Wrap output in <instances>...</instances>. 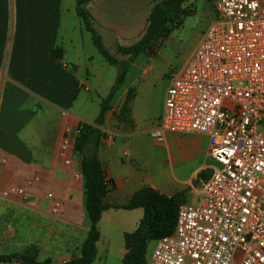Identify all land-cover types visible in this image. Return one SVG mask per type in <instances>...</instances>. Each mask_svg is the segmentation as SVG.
<instances>
[{
    "label": "crops",
    "instance_id": "crops-1",
    "mask_svg": "<svg viewBox=\"0 0 264 264\" xmlns=\"http://www.w3.org/2000/svg\"><path fill=\"white\" fill-rule=\"evenodd\" d=\"M153 5V0H92L85 9L103 46L115 57L118 48L141 39ZM212 13L209 23L214 19L213 6ZM84 32L74 0H0V193L11 185L25 190L19 197L0 196L2 256L33 254L35 262L48 260L50 264H64L80 257V247L89 230L82 202L80 160L68 151L70 161L65 165L57 155L61 141H72L80 123L101 132L96 156L111 182L103 200L110 207L128 203L144 187L166 197L180 194L181 203L197 204L205 180L202 175L207 179L214 165L204 136L150 137L149 131L163 111L168 80L161 99L156 104H144L142 116L135 113L141 79L152 71L156 54L134 58L114 96L112 106L118 110L127 91L133 90L126 120H106L100 128L94 123L97 116L91 119L84 115V99L76 103L81 90L87 91L78 74L82 66L79 45L87 40ZM55 47L63 52L61 63L50 57L49 50ZM92 57L84 54L83 59ZM136 63L138 71L131 74ZM115 80L116 77L108 81L105 96ZM167 159L170 170L165 169ZM184 163L192 166L184 169ZM34 177L39 182L28 183ZM49 190L55 194L60 190L66 198L58 214L51 212L56 196L51 193L52 199L45 197L44 192ZM142 217L141 208L103 211L97 223L99 236L91 264H122L126 253L124 234L132 233ZM0 264L19 263L12 260Z\"/></svg>",
    "mask_w": 264,
    "mask_h": 264
},
{
    "label": "built area",
    "instance_id": "built-area-1",
    "mask_svg": "<svg viewBox=\"0 0 264 264\" xmlns=\"http://www.w3.org/2000/svg\"><path fill=\"white\" fill-rule=\"evenodd\" d=\"M213 9L169 78L153 135L204 136L214 165L200 202L178 206L172 234L154 240L146 264H264V0H216ZM68 149L64 138L57 155L65 165ZM24 192L11 185L0 196ZM60 210L52 199L51 212Z\"/></svg>",
    "mask_w": 264,
    "mask_h": 264
},
{
    "label": "trees",
    "instance_id": "trees-1",
    "mask_svg": "<svg viewBox=\"0 0 264 264\" xmlns=\"http://www.w3.org/2000/svg\"><path fill=\"white\" fill-rule=\"evenodd\" d=\"M75 12L81 21L82 29L91 36V41L97 52L104 58L108 65L120 66L114 57L103 46L99 36L96 34L90 17L85 6L92 0H74ZM186 0H159L155 3L147 17V25L141 39L129 47H120L117 52L120 55L128 56L131 59L140 54L155 55L156 48L161 42L169 37L172 31L179 28L183 20L193 14V10L184 7ZM57 18V12L55 13ZM62 50L60 48H51L50 57L61 63ZM128 65L122 66L116 76L108 94L100 101L99 113L94 120L95 124H100L108 104L112 101L114 95L124 81ZM100 140V133L89 124L80 123L77 128V135L73 143V151L80 158V174L83 183V207L88 219L89 230L80 247V257L64 264H91L94 260L96 249L95 244L98 240L97 223L103 211L114 208L133 210L141 208L143 217L137 228L132 233L124 234V244L126 253L122 259V264H146V251L148 243L156 239L172 234L180 194L172 197H166L158 194L155 190L144 187L136 191L128 203L120 206H107L103 200L111 188V182L106 179L104 170L96 156V149ZM94 142L95 148L89 152V144ZM203 180L206 175H202ZM14 260L19 264H50L48 260L43 263L34 261V255L28 256H2L0 263H7Z\"/></svg>",
    "mask_w": 264,
    "mask_h": 264
},
{
    "label": "rangeland",
    "instance_id": "rangeland-1",
    "mask_svg": "<svg viewBox=\"0 0 264 264\" xmlns=\"http://www.w3.org/2000/svg\"><path fill=\"white\" fill-rule=\"evenodd\" d=\"M214 1L215 0H186V2L184 3L183 6L192 9L193 14L187 16L183 20L182 25L179 28L174 29L172 33L169 35V37L163 40L161 44L156 48V55H155V60L153 62L152 71L147 72V74L141 79L140 87H139L140 92L138 94V97L135 99L136 104H138L137 107H135L136 108L135 113L138 116H142L144 114V111L142 109V107H144V104H146L147 102H153L156 104L161 99V95L164 90L166 81L167 80L169 81V78L175 73H177L184 65L185 59L195 47L197 36L203 33L210 24L209 21L213 15L212 6ZM153 2L155 4L159 2V0H153ZM83 35H86L85 37H87V40L85 41V43L83 40L82 45L81 46L79 45V53L82 59L81 60L82 66L79 69L78 74H80V76H82V78L84 79L85 87H87V91L85 88L81 90L80 96L76 103H79L84 99V106L82 109L84 111V115L88 118L94 119L98 114L100 101L104 98L107 92L106 88L107 85L109 84L108 81L110 80V78L115 79L117 73L120 71L122 66L128 65V69H129L133 59H131L128 56H124L120 54H116L115 57L112 54H110L112 57L116 59L118 63H120V66L107 65L104 62L103 58L97 53L95 47L93 46L90 40V35L87 32H84ZM82 53L88 55V57L89 56H93V57L84 60L83 59L84 54ZM138 63L135 64L137 66H133L131 68V74L136 73L138 71V65H139ZM83 65L84 66L86 65V68L83 67ZM73 69L75 70V66L73 67ZM88 83L90 84V86H88ZM133 99H134L133 90H128L118 110L113 109L112 101H111L108 104V109L105 112L101 123L96 124V126L100 128L103 127L106 120L107 121L126 120V118L130 113V105ZM153 129L154 127L149 131V135L152 139H156L157 136L153 135ZM99 133L101 134V132ZM76 135H77V131L75 137ZM74 139L72 141L71 138L70 140L67 139L69 144L68 151L73 155L75 159L80 160V158L73 151ZM94 148H95L94 142L89 144L88 146V149L90 150L89 152H92ZM165 165H166L165 169L170 170V162L168 159ZM191 166L192 165L184 163L182 165V168L188 169ZM202 171L203 170H201L200 172ZM44 193H45V197H47L48 193L54 194L57 198V201L59 203H62V205H64L66 202V198H64L60 190L57 191V194L51 192L50 190ZM82 202H83V183H82ZM154 245H155L154 241H151L148 244L147 254H146L147 258H149L150 253L154 248Z\"/></svg>",
    "mask_w": 264,
    "mask_h": 264
}]
</instances>
